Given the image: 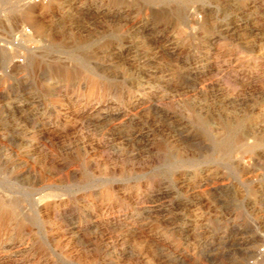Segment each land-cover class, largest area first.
<instances>
[{
  "label": "rangeland",
  "instance_id": "rangeland-1",
  "mask_svg": "<svg viewBox=\"0 0 264 264\" xmlns=\"http://www.w3.org/2000/svg\"><path fill=\"white\" fill-rule=\"evenodd\" d=\"M0 264H264V0H0Z\"/></svg>",
  "mask_w": 264,
  "mask_h": 264
},
{
  "label": "bare ground",
  "instance_id": "bare-ground-1",
  "mask_svg": "<svg viewBox=\"0 0 264 264\" xmlns=\"http://www.w3.org/2000/svg\"><path fill=\"white\" fill-rule=\"evenodd\" d=\"M27 1H30V0H27ZM24 25V24H23ZM21 44H24L26 43L28 40L31 39V30H27V28H25V26H22L21 28ZM19 43V42H18Z\"/></svg>",
  "mask_w": 264,
  "mask_h": 264
}]
</instances>
